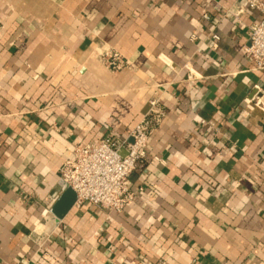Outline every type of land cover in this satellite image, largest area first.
I'll return each mask as SVG.
<instances>
[{
    "label": "crops",
    "instance_id": "obj_1",
    "mask_svg": "<svg viewBox=\"0 0 264 264\" xmlns=\"http://www.w3.org/2000/svg\"><path fill=\"white\" fill-rule=\"evenodd\" d=\"M261 5L0 0V264H264V69L244 53ZM154 96L135 199L76 207L63 161L127 137Z\"/></svg>",
    "mask_w": 264,
    "mask_h": 264
},
{
    "label": "built area",
    "instance_id": "obj_2",
    "mask_svg": "<svg viewBox=\"0 0 264 264\" xmlns=\"http://www.w3.org/2000/svg\"><path fill=\"white\" fill-rule=\"evenodd\" d=\"M261 13L262 18L250 27L249 43L244 48L245 56L257 70L264 69L263 5ZM100 59L113 71L128 65L126 59L111 49H106ZM248 102L264 110L259 97L252 96ZM164 116L165 109L159 97L154 96L127 137L109 133L99 141L73 148L71 156L59 169V177L62 184L74 192L76 207L89 204L97 209L121 212L131 204L136 192L130 188V176L147 160L149 137Z\"/></svg>",
    "mask_w": 264,
    "mask_h": 264
}]
</instances>
